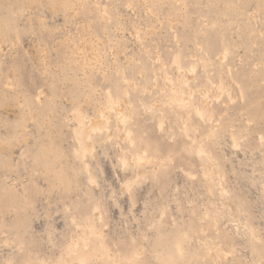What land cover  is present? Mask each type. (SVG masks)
Returning a JSON list of instances; mask_svg holds the SVG:
<instances>
[{
    "label": "rangeland",
    "instance_id": "obj_1",
    "mask_svg": "<svg viewBox=\"0 0 264 264\" xmlns=\"http://www.w3.org/2000/svg\"><path fill=\"white\" fill-rule=\"evenodd\" d=\"M134 258L264 264V0H0V264Z\"/></svg>",
    "mask_w": 264,
    "mask_h": 264
},
{
    "label": "snow or ice",
    "instance_id": "obj_2",
    "mask_svg": "<svg viewBox=\"0 0 264 264\" xmlns=\"http://www.w3.org/2000/svg\"><path fill=\"white\" fill-rule=\"evenodd\" d=\"M122 163H123V166H124L125 168L128 167V162L124 161V162H122ZM90 182H91V181H90ZM176 248H177V251H178V252L181 251V250H180V246H179V244H177ZM181 254H182V252H181ZM128 264H138V260H137V258H134L133 260L129 261ZM140 264H144V262H140ZM147 264H150V262H147Z\"/></svg>",
    "mask_w": 264,
    "mask_h": 264
},
{
    "label": "bare ground",
    "instance_id": "obj_3",
    "mask_svg": "<svg viewBox=\"0 0 264 264\" xmlns=\"http://www.w3.org/2000/svg\"><path fill=\"white\" fill-rule=\"evenodd\" d=\"M177 63V62H176ZM197 107V106H196ZM122 123V122H121ZM95 129V128H94ZM83 150H86L85 148H82ZM82 152V151H81ZM83 153V152H82Z\"/></svg>",
    "mask_w": 264,
    "mask_h": 264
}]
</instances>
